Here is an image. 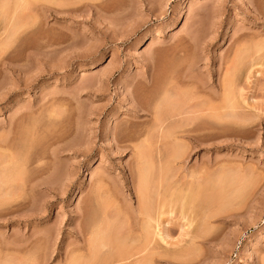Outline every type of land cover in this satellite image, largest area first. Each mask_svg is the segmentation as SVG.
<instances>
[{"label":"rangeland","instance_id":"374dc122","mask_svg":"<svg viewBox=\"0 0 264 264\" xmlns=\"http://www.w3.org/2000/svg\"><path fill=\"white\" fill-rule=\"evenodd\" d=\"M21 1L0 0V42L27 29L0 56V264H264V0ZM169 81L219 110L177 139ZM141 199L149 246L122 236Z\"/></svg>","mask_w":264,"mask_h":264},{"label":"bare ground","instance_id":"6f19581e","mask_svg":"<svg viewBox=\"0 0 264 264\" xmlns=\"http://www.w3.org/2000/svg\"><path fill=\"white\" fill-rule=\"evenodd\" d=\"M15 1V0H14ZM20 1V0H19ZM23 1V0H22ZM21 1V2H22ZM51 1V0H50ZM75 1V0H74ZM17 2V1H16ZM26 2V1H25ZM27 2H29V1H27ZM52 2V1H51ZM32 3H34L33 1H32ZM53 3H55V2H53ZM7 4V3H6ZM19 4V3H18ZM23 4V3H22ZM59 4V3H58ZM21 5V4H20ZM30 5V4H29ZM95 5H96V3H95ZM98 5V4H97ZM19 6V5H18ZM23 6V5H22ZM22 6H21V8H22ZM72 6V5H71ZM19 8V7H18ZM58 8V7H57ZM57 8H55V7H50L49 6V9L50 10H53V12L54 11H56L57 10ZM16 9H17V7L15 8V11H16ZM22 9H24L25 10V8H22ZM14 11V10H13ZM16 12H18V11H16ZM15 13V12H14ZM19 13H20V11H19ZM58 13V12H57ZM17 14V13H16ZM6 15V14H5ZM15 15V14H14ZM25 16V15H24ZM21 17V16H20ZM14 18V17H13ZM17 18H18V16H17ZM20 19V18H19ZM12 20V19H11ZM23 21H25V18H24V20ZM15 22H17V21H14V23ZM19 22V21H18ZM29 24V23H28ZM10 25V24H9ZM18 25V24H17ZM23 26L21 27L20 26V28L22 29H24L26 26V23H25V25L24 24H22ZM31 25V24H30ZM6 26V25H5ZM11 26V25H10ZM12 26H15L16 28H14L13 30H12V27H11V30H10V32H9V30H8V34H6V35H8V37H10L9 39H7V41L5 40H3L4 42H0V56L1 55H3L6 51H7V49H9L14 43H16L17 41V38L18 37H20V35L22 34L23 35V31H24V33H25V29L23 30H19L20 28H19V25H18V27L16 26V24L15 25H12ZM28 26V25H27ZM29 27V26H28ZM18 29V30H17ZM29 29V28H28ZM27 30V29H26ZM7 32V31H6ZM20 32V33H19ZM28 33V32H27ZM212 33V32H211ZM5 34V33H4ZM65 34V33H64ZM21 35V36H22ZM29 35V34H28ZM24 37L23 38H25V37H27L26 35H23ZM213 37V36H212ZM14 38L16 39L15 41H14V43H13V40H14ZM22 38V37H21ZM27 39V38H26ZM193 39V38H192ZM20 40V39H19ZM23 40V39H22ZM21 40V41H22ZM25 41V40H24ZM195 41V40H194ZM193 41V42H194ZM19 42V41H18ZM24 43V42H23ZM195 44V43H194ZM15 46H16V44H14ZM18 46V45H17ZM14 47V46H13ZM239 52H241V51H239ZM240 55H242V53L240 54ZM244 55V54H243ZM238 56V55H237ZM239 57V56H238ZM241 57V56H240ZM240 57H239V61H240ZM1 58V57H0ZM237 58V57H236ZM245 58V57H244ZM243 58H241V60H242ZM245 60V59H244ZM231 61V60H230ZM236 61V60H235ZM2 62H4L6 65H8V62H5V60H3ZM11 62V61H10ZM241 62V61H240ZM191 63V62H190ZM234 63V62H233ZM2 64V63H1ZM232 64V63H231ZM241 64V63H240ZM242 64H243V61H242ZM3 65V64H2ZM195 65V64H194ZM237 65H238V63H237ZM237 65L235 64L234 66H233V68H230V70H228V71H226L227 73V75H229V77H231V74L234 72V70L235 71H237L238 70V68H236V69H234V67L236 66L237 67ZM239 66V65H238ZM242 66V65H241ZM192 67V66H191ZM226 67V66H225ZM191 69V68H190ZM228 69V68H227ZM232 69H234V70H232ZM241 69V68H240ZM188 71H190V70H187V72ZM231 71H232V73H231ZM241 71V70H240ZM182 73V72H181ZM235 73H237V72H235ZM235 73H233L234 75H235ZM225 74V75H226ZM239 74V73H238ZM187 75V74H186ZM188 75H190V73L188 74ZM234 75H232V77L234 76ZM237 75V74H236ZM185 76V75H184ZM193 76V75H192ZM191 75H190V77H192ZM176 77V76H175ZM185 77H187V76H185ZM189 77V78H190ZM228 76H227V78L230 80V79H232V78H229ZM235 77V76H234ZM170 78V77H169ZM184 78V77H183ZM151 79V78H150ZM192 79V78H191ZM190 79V80H191ZM200 79V78H199ZM235 79H236V77H235ZM171 80V79H170ZM222 80V79H221ZM233 80V79H232ZM154 80H149V81H147L148 83H145L146 84V86H148L147 88H150V89H154L153 88V86H154V82H153ZM173 81V80H172ZM185 81H186V79H185ZM185 81L184 80H182V81H180L179 83H181V85H183L184 83H185ZM189 81V80H188ZM231 81V80H230ZM230 81H228L227 83H229L228 85L229 86H232L231 85V82ZM170 83H168V86H166L167 88H168V90H167V88H165L166 90H167V92H169V94H168V99H170V100H168V108L171 110V107H172V110L170 111H168V114H169V112H170V114L168 115V118L170 119V121H169V124H170V122H171V120H177L176 122H174V124H181V126H180V124L178 125V126H176L177 128L179 127H181V129H179V131H177L176 133L174 132V133H172V137L174 136V139L176 138H179V135H185V134H183V133H190L191 132V130H193L194 129V127L192 128V127H190V125H193V123H194V120L195 119H191L190 118V120L191 121H188V120H185L186 119V114H188V113H190V112H194V114H195V112L196 113H198V111H202L203 109V107H204V105L206 104V102L207 103H209V101L211 100H204L205 102V104H202V103H198V102H196V101H200V97H199V99H196V100H194L195 98L193 97V95H191V96H189L190 94H188L187 92H183V91H180V90H182L181 88L180 89H178L177 87H178V85L177 84H172V82L171 81H169ZM193 82V81H192ZM174 83V82H173ZM177 83V82H176ZM209 83V82H208ZM223 83H224V81H223ZM161 84V83H160ZM189 84V83H188ZM236 84V83H235ZM185 85V84H184ZM203 85V84H202ZM206 85V84H205ZM200 86V85H199ZM211 86V85H210ZM220 86V85H219ZM229 86H227V84H225L224 85V88L222 89V90H224V91H226L225 89H228V87ZM184 87V86H183ZM193 87V86H192ZM203 87V88H202ZM207 87L208 86H201V90L203 89L204 90V92H205V89L207 90ZM223 87V86H222ZM233 87V86H232ZM231 88V87H230ZM234 88V87H233ZM144 89V88H143ZM195 89V88H194ZM162 90V89H161ZM209 90V89H208ZM231 90H232V88H231ZM231 90H229V91H231ZM164 91V90H163ZM198 91V90H197ZM212 91V90H211ZM165 92V91H164ZM193 92V91H192ZM207 92V91H206ZM210 92V91H209ZM213 92V91H212ZM211 92V93H212ZM227 92H228V90H227ZM233 92H234V90H233ZM232 92V93H233ZM191 93V92H190ZM198 93V92H197ZM219 93V92H218ZM156 94V93H155ZM171 94H172V96H171ZM173 94H174V97H173ZM196 94V93H195ZM202 93H200V95H201ZM204 94V93H203ZM223 94H225V96H223V98H225V99H223V101H224V104L226 103V101H227V104L226 105H221V107L222 106H226L225 108L227 109V111L229 110V109H231L230 110V112H232L233 110V108H235V106L234 105H236V104H234V101L232 102L231 100H230V96L232 95H230L229 96V92L228 93H226V92H224ZM166 95V94H165ZM175 95H176V97H175ZM197 95V94H196ZM207 95V94H206ZM171 96V97H170ZM212 96H213V94H212ZM147 97V96H146ZM207 97V96H206ZM174 98V99H173ZM177 98V99H176ZM198 98V97H197ZM220 98V97H219ZM165 99V98H164ZM176 99V100H175ZM203 99V98H202ZM212 99H216V98H213L212 97ZM218 99V98H217ZM234 99V98H233ZM173 100V101H172ZM226 100V101H225ZM146 101V100H145ZM163 101V100H162ZM165 101V100H164ZM203 101V100H202ZM213 101H215V100H213ZM217 101V100H216ZM167 102V101H166ZM201 102V101H200ZM221 102H222V99H221ZM220 102V103H221ZM210 104V103H209ZM171 105H173V106H171ZM207 105V104H206ZM213 105H214V103H213ZM216 105V104H215ZM219 105V104H218ZM218 105H216V106H218ZM137 106V105H136ZM161 106V105H160ZM171 106V107H170ZM140 107V106H139ZM206 108H204V110L203 111H205V109H207V108H213L214 109V107H211V105H209V106H205ZM136 108V107H135ZM137 108H138V106H137ZM162 108H163V105H162ZM215 108H218V107H215ZM220 108V107H219ZM218 108V109H219ZM225 108H223V110L225 109ZM157 109V108H156ZM159 109H160V107L158 108V110H156V111H153V113H155L154 115L152 114V116H155L154 118H156L155 120H158V121H161L162 119H164V118H160L161 117V115H160V111H162V110H160L159 111ZM165 109H166V107H165ZM211 109H210V111H211ZM213 109H212V111H213ZM226 109L224 110V111H222L223 113L226 111ZM138 110V109H137ZM142 110H144V108L142 109ZM146 110V109H145ZM141 111V110H140ZM150 111V110H149ZM211 111V112H212ZM215 111V110H214ZM214 111H213V114H214V116H215V113H217V111H219V110H217L215 113H214ZM207 112V111H206ZM229 112V111H228ZM202 114H204L203 112H201ZM210 113V112H209ZM151 114V113H150ZM162 115H163V113H161ZM193 114V115H194ZM220 114V113H219ZM225 114V113H224ZM232 114V113H231ZM235 114V113H234ZM233 114V115H234ZM145 115V114H144ZM195 115H198V114H195ZM228 115V114H227ZM136 116V115H135ZM198 116H200V115H198ZM217 116V115H216ZM229 116H231L230 114H229ZM190 117V116H189ZM212 117V116H211ZM223 117V120H224V115L222 116ZM226 117V116H225ZM196 118V120H197V118L198 117H195ZM214 118V117H213ZM216 118V117H215ZM229 118H231V117H229ZM167 119V118H166ZM168 119V120H169ZM212 119V118H211ZM217 119H218V117H217ZM216 119V120H217ZM220 119V118H219ZM178 121H179V123H178ZM163 122V121H162ZM161 122V123H162ZM201 122V121H200ZM216 122V121H215ZM190 123V124H189ZM196 123H197V121H196ZM174 124H171L172 126L174 125ZM195 124V123H194ZM199 123H197V125H198ZM158 125V124H157ZM175 127V128H176ZM195 128H196V126H195ZM160 129V128H159ZM173 129V128H172ZM197 129V128H196ZM171 130V129H170ZM168 131V130H167ZM195 131V130H194ZM170 132V131H169ZM172 132V131H171ZM168 134V132H166V135ZM165 135V134H164ZM170 135H171V133H170ZM192 135V134H191ZM171 137V136H170ZM165 138V137H164ZM195 138V137H194ZM166 139V138H165ZM197 139V138H196ZM167 140V139H166ZM181 141V140H180ZM179 141V142H180ZM141 144V143H140ZM177 144V143H176ZM171 145V144H170ZM175 145V144H174ZM178 145V144H177ZM139 146V145H138ZM135 147V146H134ZM144 147V146H143ZM181 147H183L182 145H181ZM180 147V148H181ZM179 148V149H180ZM184 148V147H183ZM177 149V148H176ZM181 150V149H180ZM141 151V150H140ZM144 151V150H143ZM147 151V150H146ZM183 151V150H182ZM186 151V150H185ZM178 153H181L180 151L178 152ZM138 155H142L143 156V153L142 154H139V153H137ZM145 154V153H144ZM148 154V153H147ZM58 155V154H57ZM151 157V156H150ZM149 157V158H150ZM139 158V157H138ZM143 158V157H142ZM171 158V157H170ZM175 158V157H174ZM180 158V157H179ZM21 160V159H20ZM26 160V159H25ZM138 160H140V158L138 159ZM18 161H19V159H18ZM135 161V160H134ZM140 162V161H139ZM141 162H142V160H141ZM140 162V163H141ZM148 162V161H147ZM14 164V163H13ZM17 165V164H16ZM134 165V164H133ZM148 165V164H147ZM6 167V166H5ZM136 167H138V166H136ZM152 167V166H151ZM151 167H150V169H151ZM162 167V166H161ZM22 168V167H21ZM139 168H141V167H139ZM144 169H146L145 167H143ZM166 169V168H165ZM9 170V169H8ZM167 170H168V168H167ZM3 171V170H2ZM16 171V170H15ZM141 171V170H140ZM143 171V170H142ZM19 172V171H18ZM152 172V171H151ZM167 172V171H166ZM165 172V173H166ZM11 173V172H10ZM137 173V172H136ZM9 174V173H8ZM20 174V173H19ZM18 174V175H19ZM147 174V173H146ZM12 175H13V173H12ZM17 175V174H16ZM15 175V176H16ZM140 175H141V173H140ZM150 175V174H149ZM133 176V175H132ZM2 177V176H1ZM20 177V176H19ZM137 178V177H136ZM11 179V178H10ZM21 179V178H20ZM23 179V178H22ZM142 179V178H141ZM141 179H140V181H141ZM1 180V179H0ZM8 180V179H7ZM14 180H16V179H14ZM149 180V179H148ZM3 181V180H2ZM138 181V180H137ZM151 181V180H150ZM154 181V180H153ZM142 182H143V180H142ZM2 183V182H1ZM13 183H14V181H13ZM19 183V182H18ZM146 183H147V181H146ZM4 184V183H3ZM12 184V183H11ZM144 184V183H143ZM14 185V184H13ZM11 186V185H10ZM150 186V185H149ZM196 186V185H195ZM145 187V186H144ZM190 187H192V186H190ZM143 188V187H142ZM153 188V187H152ZM144 189V188H143ZM192 189V188H191ZM138 191V190H137ZM139 192V191H138ZM186 192H187V190H186ZM192 192H193V190H192ZM149 193V192H148ZM152 196V195H151ZM11 197V196H10ZM185 197V196H184ZM191 197H193L192 196V194H191ZM198 197V196H197ZM142 198H144V197H142ZM214 198V197H213ZM212 198V199H213ZM151 199V198H150ZM153 199V198H152ZM191 199V198H190ZM190 199H189V201H190ZM142 200V199H141ZM144 200V199H143ZM141 201V202H138L139 203V205H138V210L135 212V214L134 215H132V216H130V219H134V220H132V221H129V217H126V219H127V221L129 222V224L130 223H133V225L131 226V225H127L128 227L126 228V229H128L129 227H132V228H130V230L127 232V234H125V235H122V233L121 232H124V230L123 229H121V227H120V229L118 228L117 230H119V231H121V232H115V230L113 231V232H115L116 233V235L115 236H117V233H118V235L119 236H117V237H119L120 238V235H122L123 236V238H125V240H127V239H129V240H132V242H133V240H137V239H135V238H142L145 242H143V243H145V244H143V245H148L149 246V244H151V242H152V238H151V234H150V232H149V228H150V226H151V216H150V214L148 213V210H146V208H145V206L146 205H144V202L145 201ZM153 201V200H152ZM164 201V200H163ZM152 203V202H151ZM167 204H168V202H166ZM101 204V203H100ZM147 204V203H146ZM148 204H149V202H148ZM211 204V203H210ZM149 205H151V204H149ZM164 205V204H163ZM166 205V204H165ZM197 207V206H196ZM200 207V206H199ZM117 209V208H116ZM198 210V209H197ZM197 210H196V212H197ZM97 211V210H96ZM153 211V210H152ZM129 212V211H128ZM105 213L108 215V213L105 211ZM152 213V212H151ZM185 213V212H184ZM215 213V212H214ZM114 214V213H113ZM115 215V214H114ZM164 215V214H163ZM162 215V216H163ZM105 216V215H104ZM135 216V217H134ZM214 216V215H213ZM98 217V216H97ZM107 217V216H106ZM168 218V217H167ZM210 218V217H209ZM135 220L137 221H139V223H138V226L139 225H141V226H139V228L137 227V228H135L136 226H137V222H135ZM162 220V219H161ZM160 220V221H161ZM100 221V220H99ZM108 221H109V219H108ZM164 221V220H163ZM166 221H168V220H166ZM166 221H164L163 222V224H161V225H164L165 223H166ZM110 223H112V222H110ZM125 223V222H124ZM135 223H136V225H135ZM141 223V224H140ZM168 223H170V220L168 221ZM98 224V223H97ZM102 224V223H101ZM106 224V223H105ZM108 224V223H107ZM191 224V223H190ZM122 225V224H121ZM93 226V225H92ZM101 226V225H100ZM104 226V225H103ZM102 226V227H103ZM125 227V226H124ZM157 227V226H156ZM156 227H155V229H156ZM123 228V227H122ZM168 228V227H167ZM136 229H138V231H140V233H141V236H139V237H137L139 234L137 233V236H135L136 234H135V232H136ZM139 229H141V230H139ZM152 229V228H151ZM159 229H161V228H159ZM95 230V229H94ZM97 230H99V229H97ZM96 230V231H97ZM105 230V229H104ZM109 230V229H108ZM153 230V229H152ZM152 230H150V231H152ZM162 230H165L166 232L168 231L166 228L165 229H162ZM100 231V230H99ZM135 231V232H134ZM160 231V230H159ZM165 231H160V232H163L162 233V236L161 237H163V240H165V236H166V232ZM202 231H203V229H202ZM94 232V231H93ZM98 232V231H97ZM108 232V231H107ZM131 232V233H130ZM153 232V231H152ZM200 232V231H199ZM205 232V231H204ZM100 233H101V231H100ZM120 233V234H119ZM125 233H126V231H125ZM135 234V235H134ZM155 234V233H154ZM157 234H159V233H157ZM161 234V233H160ZM93 235H95V234H93ZM156 235V234H155ZM168 235V234H167ZM198 235V234H197ZM98 236V235H97ZM103 236V235H102ZM104 237V236H103ZM102 237V238H103ZM107 237V236H106ZM196 237H198V236H196ZM195 237V233H194V238H196ZM200 238H202V237H200ZM115 239V238H114ZM140 239H138V241L137 242H139L140 241ZM197 239V238H196ZM199 239V238H198ZM104 240V239H103ZM119 240V239H118ZM124 240V239H123ZM155 240V239H154ZM167 240V239H166ZM97 242L99 241V239L98 240H96ZM96 241H95V244H96ZM110 241V240H109ZM108 241V242H109ZM134 241V242H135ZM92 242H93V240H92ZM92 242H90V243H92ZM103 242H105V241H103ZM113 242V241H112ZM118 242V241H117ZM167 243V242H166ZM94 244V245H95ZM102 244V243H101ZM140 244V243H139ZM153 244H154V241H153ZM106 245V244H105ZM151 246V245H150ZM91 246L89 245V248H90ZM97 247V246H96ZM147 247V246H146ZM145 246L143 247V248H146ZM93 249H92V251H94V247H92ZM142 248V247H141ZM141 248H136V249H138V251L137 252H139V251H142V249ZM191 248V247H190ZM128 249H130V248H128ZM141 249V250H140ZM147 249V248H146ZM153 249V248H152ZM97 250V249H96ZM99 250V249H98ZM135 250V249H134ZM151 250V249H150ZM188 250V249H187ZM90 249H89V253H90ZM91 251V252H92ZM101 251V250H100ZM167 251V250H166ZM95 252V251H94ZM112 252V251H111ZM121 252V251H120ZM155 252V251H154ZM181 252V251H180ZM184 252V251H183ZM156 253V252H155ZM160 253V252H159ZM108 254V253H107ZM106 254V255H107ZM114 254V253H113ZM119 254H121V255H119ZM118 255H116L117 256V258H120V259H118V260H123V261H126L127 259H129L130 260V258H131V256L133 255L134 256V251H132V250H130V251H128V250H126L125 252L124 251H122V253H119ZM136 254H138V253H136ZM165 254V253H164ZM184 254V253H183ZM187 254V253H186ZM90 255V254H89ZM182 255V254H181ZM99 256V255H98ZM120 256V257H119ZM151 256H153L152 255V253H151ZM158 256V255H157ZM94 257V256H93ZM78 259L76 260V262H74V264H93L94 263V260H91V258H90V260L89 261H84V260H82L81 259V257H77ZM100 258V257H99ZM75 259V258H74ZM94 259V258H93ZM97 259V258H96ZM113 259V258H112ZM148 259V258H147ZM102 260V259H101ZM117 260V261H118ZM93 261V262H92ZM96 261V263H97V260H95ZM105 261V260H104ZM113 261V260H112ZM128 261V260H127ZM148 262V261H147ZM151 262V261H150ZM152 263V262H151ZM100 264V263H99ZM128 264V263H127Z\"/></svg>","mask_w":264,"mask_h":264}]
</instances>
